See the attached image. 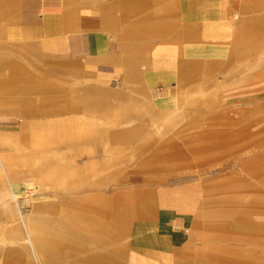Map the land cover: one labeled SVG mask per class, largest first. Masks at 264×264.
Returning a JSON list of instances; mask_svg holds the SVG:
<instances>
[{"label":"crops","instance_id":"obj_1","mask_svg":"<svg viewBox=\"0 0 264 264\" xmlns=\"http://www.w3.org/2000/svg\"><path fill=\"white\" fill-rule=\"evenodd\" d=\"M257 28L264 31V0H0V264H206L193 240L200 198L141 175L151 163L117 160L107 171L98 147L83 173L71 163L64 173L56 141L46 153L29 146L44 121L65 116L61 109L79 111L72 94L61 100L59 76L75 74L61 61L82 62L93 78L110 75L156 114L176 115L237 57L251 56L244 41ZM43 80L53 85L47 98ZM138 99H123L122 115L151 120L141 119ZM139 125L133 137L154 136ZM204 131L190 136H221ZM143 153L151 161L156 152ZM162 184L169 187L158 191Z\"/></svg>","mask_w":264,"mask_h":264},{"label":"rangeland","instance_id":"obj_2","mask_svg":"<svg viewBox=\"0 0 264 264\" xmlns=\"http://www.w3.org/2000/svg\"><path fill=\"white\" fill-rule=\"evenodd\" d=\"M260 28L244 41L251 56L237 57L235 67L230 65L207 83L200 95L188 98L185 103H190L179 107L176 115L156 114L146 97L118 88L119 82L112 81L110 75L95 77L96 80L94 74L82 68V62L61 61L59 65L75 70V74L59 76L61 100H68L66 97L72 94L73 100L81 103L77 105L79 111L61 109L59 114L65 116L59 122L44 121L43 132L35 133L29 150L50 152L56 141L60 152L54 163L64 173L69 163L72 170L83 173V158L99 157L98 147L107 162L102 169L107 171L117 160L118 167L138 160L141 164L149 162L153 169L141 168V175L155 176L158 184H178L175 187L185 188L200 198L195 202L193 240L201 260L206 258L202 256L205 253L206 264H264L258 261L264 259V31ZM42 83L47 98L46 94L51 93L47 89L53 85L44 80ZM93 83L94 93L89 87ZM92 93L98 100L93 98L92 104H86L95 97ZM128 95H135L142 103L141 119L150 114L151 120L139 123L134 121L135 115H122L121 103ZM100 97L104 104L99 103ZM187 111L189 116L180 120ZM68 114L72 115L71 120H67ZM136 124H140L141 134L151 129L154 136L133 137L137 135ZM204 130L221 136H190L206 133ZM176 134L180 136H172ZM68 142L72 147H68ZM132 142L139 143V154L125 153ZM153 147L155 158L149 155L151 161L144 160L148 155L143 152L153 151ZM128 171L124 168L123 172L126 175ZM166 187L169 186L157 185V190Z\"/></svg>","mask_w":264,"mask_h":264}]
</instances>
